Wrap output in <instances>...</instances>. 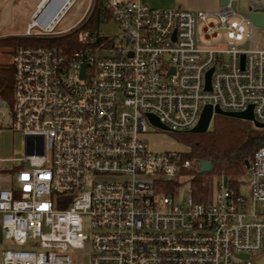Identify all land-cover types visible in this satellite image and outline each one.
<instances>
[{"label":"built area","instance_id":"built-area-1","mask_svg":"<svg viewBox=\"0 0 264 264\" xmlns=\"http://www.w3.org/2000/svg\"><path fill=\"white\" fill-rule=\"evenodd\" d=\"M73 2L35 0L21 34H59ZM94 9L96 26L80 29ZM109 21L119 35L99 28ZM198 23L206 38L244 40L202 44ZM76 27L82 44L70 50L18 45L12 54L11 102L0 98V112L8 107L6 128L23 136V155L0 167V242L10 244L0 264H258L264 145L237 190L220 176L208 200L178 204L166 183L197 170L199 159L143 140L147 124L163 130L147 113L163 131H186L205 103L251 107L264 122V49L251 42V22L229 2L205 10L89 0Z\"/></svg>","mask_w":264,"mask_h":264},{"label":"trees","instance_id":"trees-1","mask_svg":"<svg viewBox=\"0 0 264 264\" xmlns=\"http://www.w3.org/2000/svg\"><path fill=\"white\" fill-rule=\"evenodd\" d=\"M98 10L94 9L86 24L80 29L94 28L98 21ZM78 27L65 33L36 35H6L0 37V44H10L12 53L18 45H57L70 50L80 44L77 39ZM13 85L12 62L0 63V98L9 105ZM176 139L186 145L187 150L181 152L182 158L207 159L211 163L208 172L226 178L227 185L238 189L239 183L247 170L245 161L249 162L254 151L264 145V127H255L250 121L214 114L204 132H173ZM186 172V171H185ZM179 182L170 179L164 192L172 194ZM211 195L207 184L199 178L190 182V196L195 201H206Z\"/></svg>","mask_w":264,"mask_h":264},{"label":"rangeland","instance_id":"rangeland-1","mask_svg":"<svg viewBox=\"0 0 264 264\" xmlns=\"http://www.w3.org/2000/svg\"><path fill=\"white\" fill-rule=\"evenodd\" d=\"M35 0H21L19 3L21 10L14 12L11 5L4 4L3 0H0V37L6 35H22L25 22L28 20L29 11ZM248 0H237L235 10L237 12H243L247 9ZM89 0H74L68 10L64 13L61 19L55 25L54 30L56 32L65 33L69 29L75 27L76 23L81 18L85 8L87 7ZM231 21H238L236 16L230 17ZM201 23H198L197 29L199 33V42L202 44H213L218 38L223 37L227 42L241 43L244 40L242 35L239 38L233 39L227 36L224 32H219L215 37L206 38L201 35ZM242 32L245 33L248 30V24L241 22ZM99 28L104 34L109 36L119 35L121 30L113 22H103L99 25ZM251 42L253 46L258 48H264V27L252 25L251 29ZM12 46L10 44H0V63H7L12 61ZM0 112V167L10 168L13 164L11 160L14 157H21L23 155V136L20 132L11 131L6 128L8 122V107L3 106ZM143 140L147 147L151 150H170V151H186V145L180 143L173 132L163 131L155 128L153 125L147 124V132L143 134ZM8 171H2L3 175H7ZM5 177V176H2ZM193 178H199L207 184L208 190L213 193L216 190L217 182L220 179V175L212 174L208 171L197 172V170H188L184 175L178 174L174 177L179 183L176 185L174 192H172V198L174 202L182 204L190 195V182ZM245 176L240 179L243 181ZM242 183V182H240ZM239 183V184H240ZM245 189V188H243ZM10 244L6 240L0 242V249L9 247ZM264 255V248L262 250ZM260 258H258L259 260Z\"/></svg>","mask_w":264,"mask_h":264},{"label":"water","instance_id":"water-1","mask_svg":"<svg viewBox=\"0 0 264 264\" xmlns=\"http://www.w3.org/2000/svg\"><path fill=\"white\" fill-rule=\"evenodd\" d=\"M227 2H229V4L233 8H235V5H236L235 0H218V6L224 5ZM241 13L246 16V18L251 22L252 25L264 27V7L260 8V9H251L248 6L247 9ZM82 67H83V65H82ZM211 69L212 68L208 69L206 74H205V89H210L209 76H210ZM214 114H221V115H226V116H230V117L244 119V120L250 121L252 123V125L255 127H264V122L256 121L253 118L251 107H248L246 110H243V111H229V110H223V109L219 108V106L217 104L212 106L210 103H205L202 106V109L200 111L197 122L192 127L187 129L186 131L187 132H204V131H206L208 128V125L212 119V116ZM147 116H148L149 121L152 124H154L155 126H157L160 129L168 130L167 127L163 123H161L154 114L147 113ZM199 164H200V166L197 169V172L208 171L211 167V163L207 159H199ZM247 164H248V162L245 161L246 166H247ZM225 179L226 178L223 177L224 181H225ZM243 256L246 257L247 254H243ZM258 264H264V256H262L259 259Z\"/></svg>","mask_w":264,"mask_h":264},{"label":"crops","instance_id":"crops-1","mask_svg":"<svg viewBox=\"0 0 264 264\" xmlns=\"http://www.w3.org/2000/svg\"><path fill=\"white\" fill-rule=\"evenodd\" d=\"M148 5L154 7H174L180 6L190 9H205L213 10L218 7V0H140ZM249 1H247V7L249 6ZM237 2V0H235ZM4 4L11 5V8L14 12H19L21 7L19 3L21 0H3ZM262 49H264L262 47Z\"/></svg>","mask_w":264,"mask_h":264}]
</instances>
